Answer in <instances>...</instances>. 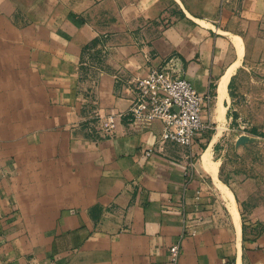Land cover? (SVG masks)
<instances>
[{"label": "crops", "instance_id": "crops-1", "mask_svg": "<svg viewBox=\"0 0 264 264\" xmlns=\"http://www.w3.org/2000/svg\"><path fill=\"white\" fill-rule=\"evenodd\" d=\"M170 59L212 93L196 153L158 149L160 121L89 130ZM250 59L264 70V0H0V264H264L261 179L215 155Z\"/></svg>", "mask_w": 264, "mask_h": 264}, {"label": "built area", "instance_id": "built-area-1", "mask_svg": "<svg viewBox=\"0 0 264 264\" xmlns=\"http://www.w3.org/2000/svg\"><path fill=\"white\" fill-rule=\"evenodd\" d=\"M136 95L125 112L95 110L86 120L89 130L100 136L115 134L118 117H127L137 127H149L155 121L162 123L157 139L158 149L163 150L169 143L187 148L196 153L195 145L201 134L208 128L203 113L206 104L212 100V93H201L184 76L181 64L174 59L158 66H151L135 78ZM156 146L148 147L145 153L151 156ZM171 259L177 263L180 244L170 247Z\"/></svg>", "mask_w": 264, "mask_h": 264}, {"label": "rangeland", "instance_id": "rangeland-1", "mask_svg": "<svg viewBox=\"0 0 264 264\" xmlns=\"http://www.w3.org/2000/svg\"><path fill=\"white\" fill-rule=\"evenodd\" d=\"M251 60V59H250ZM237 108L233 119L220 125L217 158L223 160L222 178L230 181L255 176L264 191V70L253 59L239 69L232 82Z\"/></svg>", "mask_w": 264, "mask_h": 264}, {"label": "bare ground", "instance_id": "bare-ground-1", "mask_svg": "<svg viewBox=\"0 0 264 264\" xmlns=\"http://www.w3.org/2000/svg\"><path fill=\"white\" fill-rule=\"evenodd\" d=\"M234 68V67H233ZM233 68H231L228 73L223 77L222 81H221V91L222 93H225V89H226V85H227V82L230 78V75H231V72L233 70ZM220 91V90H219ZM223 95V94H222ZM212 155V149L211 147L208 148L205 153H204V156H203V161H204V164L206 166H208L210 169H214V167L216 166V162L212 159L211 157ZM230 194V193H229ZM231 195V194H230ZM233 210H235V204L233 203ZM237 213V212H236Z\"/></svg>", "mask_w": 264, "mask_h": 264}]
</instances>
